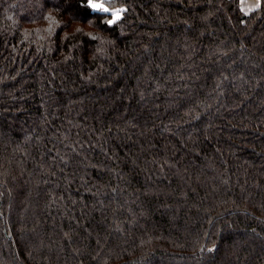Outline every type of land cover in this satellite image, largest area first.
<instances>
[{"label":"trees","instance_id":"trees-1","mask_svg":"<svg viewBox=\"0 0 264 264\" xmlns=\"http://www.w3.org/2000/svg\"><path fill=\"white\" fill-rule=\"evenodd\" d=\"M86 3L0 0V264H264V6Z\"/></svg>","mask_w":264,"mask_h":264},{"label":"snow or ice","instance_id":"snow-or-ice-1","mask_svg":"<svg viewBox=\"0 0 264 264\" xmlns=\"http://www.w3.org/2000/svg\"><path fill=\"white\" fill-rule=\"evenodd\" d=\"M86 6L94 13L111 14L112 18L104 21L108 26L116 25L122 19V14L127 10L123 7L117 9L109 8L104 3V0H87ZM262 6H264V0H258L254 7L248 9L242 7L241 10L245 12V15H249L251 12L259 10ZM208 251L211 252L214 249H208Z\"/></svg>","mask_w":264,"mask_h":264},{"label":"crops","instance_id":"crops-1","mask_svg":"<svg viewBox=\"0 0 264 264\" xmlns=\"http://www.w3.org/2000/svg\"><path fill=\"white\" fill-rule=\"evenodd\" d=\"M258 0H242V5L245 9L252 8L257 4ZM104 3L106 4L107 7L112 8V9H117L120 7H112L108 4V0H104Z\"/></svg>","mask_w":264,"mask_h":264}]
</instances>
